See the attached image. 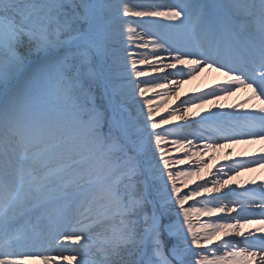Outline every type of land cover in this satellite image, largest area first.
<instances>
[{"label": "snow or ice", "instance_id": "6c2138e0", "mask_svg": "<svg viewBox=\"0 0 264 264\" xmlns=\"http://www.w3.org/2000/svg\"><path fill=\"white\" fill-rule=\"evenodd\" d=\"M256 141L264 0H0V264H264V181L229 184L264 154L189 163Z\"/></svg>", "mask_w": 264, "mask_h": 264}, {"label": "bare ground", "instance_id": "6f19581e", "mask_svg": "<svg viewBox=\"0 0 264 264\" xmlns=\"http://www.w3.org/2000/svg\"><path fill=\"white\" fill-rule=\"evenodd\" d=\"M167 62V60H165ZM139 68L142 70H145L147 73H149V76L154 75H163L166 74L169 70H164L163 72L156 73L152 72L151 69H149L146 65H138ZM180 67V66H178ZM148 78V77H144ZM141 78V79H144ZM169 79H172L171 77ZM175 79H180L179 77H175ZM226 78L221 75L218 72L211 71L208 69H205L202 73L197 75L195 78L186 80L185 83L181 84L179 86V97L180 99L177 100L175 96H173L172 99H167L166 97H154L155 92H162L164 89H154L148 93H146L145 98H154V103L156 101H159L161 99H166L167 102L161 104L158 112H157V119H159L161 116L167 115V110L176 107L180 104V100L187 99L189 96H196L203 92L211 91L213 88H215L217 85L224 83ZM163 83V81H162ZM171 84H166V88H171ZM249 95L247 91L241 90L236 93H234L231 96L225 97L221 99L218 103L224 104V105H235L241 103L243 100L246 99V97ZM258 101H251L249 106H246L244 109H236V111H245L248 110V108L251 105H258ZM213 107L212 105H205L204 108H196L193 107L191 109L192 113L200 112L202 115L204 113L205 108ZM225 111H228L230 109H224ZM175 123H180L179 120H174ZM185 148H176L175 145L167 144L166 151L169 157H174L177 159L183 158V152L185 151ZM200 151V156H192L189 163L194 162L196 159H204L207 161V168L203 173L200 175L205 176V178H210L207 175V169L213 168L214 165L222 164L226 161L230 162L233 159H249L254 156H259L261 154H264V141H256L254 143H240V144H233V145H226L224 148H218L214 149L208 152H204L202 146L198 149ZM193 152L197 151V149H193ZM208 156L213 157L210 161L207 160ZM174 168H184L186 165H179L174 164ZM215 170V169H213ZM195 179V178H194ZM233 180L235 181V184H233V181H229V184L236 187L239 185H243L244 188L250 187L249 184L250 181H255L257 183H260L261 181H264V168L256 167L253 168L250 171H242L238 176H234ZM199 182V181H198ZM193 186L191 181L189 182V187ZM239 192H243L242 188H238ZM239 209H237L238 211ZM218 215H224V214H218ZM230 215H235V213H232ZM195 217L193 220L195 221ZM201 219H205L204 217H201ZM259 225H252L249 227H258ZM34 261H38L40 264H43L41 260H32L29 261V264H34Z\"/></svg>", "mask_w": 264, "mask_h": 264}, {"label": "rangeland", "instance_id": "374dc122", "mask_svg": "<svg viewBox=\"0 0 264 264\" xmlns=\"http://www.w3.org/2000/svg\"><path fill=\"white\" fill-rule=\"evenodd\" d=\"M34 264H40L38 261H34Z\"/></svg>", "mask_w": 264, "mask_h": 264}]
</instances>
